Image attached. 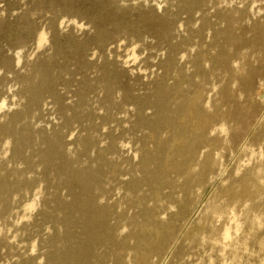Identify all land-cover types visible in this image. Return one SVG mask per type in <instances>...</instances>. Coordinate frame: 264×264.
<instances>
[{"label": "rangeland", "instance_id": "374dc122", "mask_svg": "<svg viewBox=\"0 0 264 264\" xmlns=\"http://www.w3.org/2000/svg\"><path fill=\"white\" fill-rule=\"evenodd\" d=\"M155 2L167 7L158 11L154 0H0V101L12 109L0 112V156L4 139L12 141L10 156L0 159V261L119 264L126 245L117 232L129 210L146 223L144 205L166 187L160 169L170 141L161 134L181 132L182 109L173 108L179 87L203 74L204 59L223 67L228 49L255 43L241 26L247 7L212 13L217 0ZM251 30L264 36V26L254 22ZM134 45L142 57L135 64L128 59ZM181 54L190 59L181 62ZM247 115L239 105L230 113L237 123ZM188 199L191 214L171 230L181 245V226L202 213ZM33 201L37 210L16 227Z\"/></svg>", "mask_w": 264, "mask_h": 264}, {"label": "clouds", "instance_id": "9594fccd", "mask_svg": "<svg viewBox=\"0 0 264 264\" xmlns=\"http://www.w3.org/2000/svg\"><path fill=\"white\" fill-rule=\"evenodd\" d=\"M154 6L161 11L167 4L154 0ZM209 7L212 13L247 7L249 17L241 26L250 29L244 38L255 43L239 52L228 49L223 67H214L211 60L204 59L203 74L192 76L179 87L173 108L182 109L176 122L178 130L184 133L183 138L177 140L170 129L161 134L162 141H170L169 154L165 156V168L169 171H172L169 166L173 159L170 153L177 144L184 148L179 172L172 171L166 181L176 186L177 203L164 199L169 188L157 192L144 205L155 213L149 227L133 220L134 210H129V219L117 232V239L126 245L120 253L121 264H264V36L251 30L254 22L264 26V0H217L215 7ZM200 15L196 12L197 18ZM197 27L199 19L193 25ZM137 47L128 49L131 53L128 59L133 64L142 59L135 54ZM190 51L194 54L196 49ZM179 59L183 62L190 56L181 54ZM124 64L127 67L128 61ZM192 72L189 65L185 75L191 76ZM244 84L248 87H243ZM236 105L248 114L243 123L231 119L230 113ZM4 111H12L7 100L0 101V112ZM234 135L238 137L236 142ZM11 147V139H4L0 159H8ZM121 147L128 150L130 145L124 143ZM138 161L136 152L134 162ZM206 167L210 169L206 180L197 182ZM186 183L189 198L202 213L201 219L189 226L191 234H185L181 245V240L175 239L165 226L178 213V205L184 199L181 186ZM120 195L117 190L116 196ZM37 207L36 201L26 204L25 215L15 222L16 227L29 220L28 214L34 213ZM6 231L10 235L12 228ZM4 232L0 229V235ZM16 239L13 235L9 243H15ZM35 253L33 243L30 254ZM0 264L12 262L3 260Z\"/></svg>", "mask_w": 264, "mask_h": 264}, {"label": "bare ground", "instance_id": "6f19581e", "mask_svg": "<svg viewBox=\"0 0 264 264\" xmlns=\"http://www.w3.org/2000/svg\"><path fill=\"white\" fill-rule=\"evenodd\" d=\"M220 131L223 132L224 130L221 129ZM183 135H184V133H183V131H181L179 134L176 135V139L181 140L183 138ZM170 154L172 155L173 159H172L169 167L171 168L172 171L179 172L180 167H181L180 160H181V157L184 155V148L180 144H177V146L172 150V152ZM143 160H144L143 163L145 164L146 160L144 158H143ZM160 170H162V177L161 178H163V180H164V181L159 183L160 186L165 185L167 188H169L170 191L167 195L169 201L173 202V203H177L174 199V196L176 194V192H174V191H176V186L174 185V183H166L167 175L169 173H172V171H169L168 169L165 168V159L163 161V165L161 166ZM208 171H210V169H208L206 167L205 171L202 173L200 180L197 182H204L206 174ZM181 187H182V189H184V199H183V202L179 203V205H178V208H179L178 213L175 214V216L170 217V223L167 226H165L166 231H168V232H171V230H173L172 226H174L175 222L184 221L191 214V203L189 202V199H188L189 196H188V191H187L188 183H186L185 185H183ZM157 192H158V189L155 188V190H153V196H155V194ZM153 215H154V211L152 209H148V215L146 216V223L143 224L144 227H146L145 224H149V226H150V221H151V218L153 217ZM200 219H201L200 217H197V219L191 218L190 222L188 224L185 223L183 226H181L182 227L181 233L184 236L186 233L189 234L188 229H189V226L193 223V220L197 222ZM196 222H194V223L196 224ZM119 264H121V262H119Z\"/></svg>", "mask_w": 264, "mask_h": 264}]
</instances>
